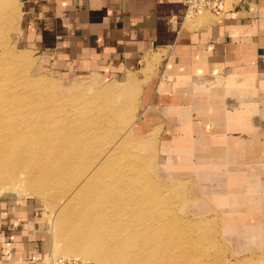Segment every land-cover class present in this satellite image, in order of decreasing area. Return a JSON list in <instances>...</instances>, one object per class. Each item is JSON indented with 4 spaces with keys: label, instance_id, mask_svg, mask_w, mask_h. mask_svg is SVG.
Here are the masks:
<instances>
[{
    "label": "crops",
    "instance_id": "1",
    "mask_svg": "<svg viewBox=\"0 0 264 264\" xmlns=\"http://www.w3.org/2000/svg\"><path fill=\"white\" fill-rule=\"evenodd\" d=\"M18 4L20 44L42 53L51 68L97 82V75L113 79L109 82L141 78L138 94L147 83V106L136 122L149 117L161 119L159 126L166 124L163 151L170 156L165 162L172 163L175 152L188 155L186 162L193 155L201 162L203 157L198 160L194 152L209 153L217 142V149L231 148L230 159L220 162L261 157L263 135L253 122L264 103V0H245L192 27L187 26L188 0ZM145 57L152 62L148 75L141 71ZM179 137L191 151L174 149ZM251 153L254 158H248ZM39 209L31 198L0 199V264H49Z\"/></svg>",
    "mask_w": 264,
    "mask_h": 264
},
{
    "label": "bare ground",
    "instance_id": "2",
    "mask_svg": "<svg viewBox=\"0 0 264 264\" xmlns=\"http://www.w3.org/2000/svg\"><path fill=\"white\" fill-rule=\"evenodd\" d=\"M10 6L14 8L13 0H0V11L9 9ZM13 8L11 11L15 10ZM194 13L191 9L187 19L191 20L195 16L204 21L210 19L209 15L206 16L204 13L201 15H194ZM10 17L0 15V24L8 22ZM16 56L4 58V60L0 58V193L9 190L27 191V193L33 192L40 197H45L53 213L51 222H53V234L56 240L55 248L57 247L58 252L63 251L65 255H74L82 260H90L94 264H209L210 261L205 260L209 257L207 249L202 247L204 251L198 250L202 238L197 239L196 242L191 236L188 238L187 234L182 232V228L170 221L168 208L153 209L154 215L151 222L147 219L141 223L134 219V222H131L134 214L132 211L137 208L139 202L135 197L133 198V194L142 191V187L145 188L148 184L143 177L135 174L142 171L141 166L135 154L125 156L122 154L123 151H129L120 147L123 138L114 141L111 146L100 149L102 130L107 127L108 119H114L119 114L111 108L110 103L101 104L97 101L103 98L115 100L118 97H126L131 92H138L143 85V79L132 77L123 83L115 82L121 85L119 87L106 85L92 98H87V105H91L92 108L108 104L110 109L107 112L109 114L99 116L97 113H92L94 115L85 118L86 120L83 118L84 121L92 122L88 129L83 130L80 127V118L76 114L64 112V115L54 119L55 113L58 112L55 110H59L58 107L47 106L54 99H41L40 96L31 99L20 92L19 86L22 84L12 75L15 67L11 65L17 64L21 58H26ZM151 63L148 57L144 58L141 70L143 75L151 72ZM41 77L43 75L36 77L31 86L49 88L48 82ZM197 82L210 83L211 81L198 78ZM262 104L264 106V103ZM17 116L23 117L17 118ZM180 138L182 137L176 138L173 142L174 149L181 150L180 153L188 152L189 145H183V139ZM145 144L148 145L147 142H139L142 147ZM215 144L211 145L209 153L194 152L198 160L199 157H203V160L200 159L201 162H205V158L208 162L212 159L224 161L226 157L229 160L228 147L221 146L220 143L219 148L214 149ZM118 146L120 152L114 156ZM246 149L245 146L243 152H246ZM254 159L257 163L264 161L262 156ZM218 174L211 175L213 178H219ZM260 177L261 175L252 173L244 175L247 180L242 183L229 182L224 175L221 177L222 182L217 180V186L210 191L215 195L220 194V203L229 199V201L244 204L247 211L241 217L244 221L234 217L237 220L232 219L224 228V234L232 231L243 238V241L237 242V248L243 247L245 242L260 244L264 241V213L261 211L264 209V196L263 200H259L262 207L257 206L253 197L246 198L249 192L261 191L264 181L261 179L263 176ZM56 199H59L57 207L53 205ZM157 199L160 198L153 195L151 200L157 203ZM160 202L162 200H159L157 205ZM159 218L167 220L160 224ZM203 227L198 224L195 228L196 233L203 231ZM195 234H192L193 237ZM180 246H185L184 253H181Z\"/></svg>",
    "mask_w": 264,
    "mask_h": 264
},
{
    "label": "rangeland",
    "instance_id": "3",
    "mask_svg": "<svg viewBox=\"0 0 264 264\" xmlns=\"http://www.w3.org/2000/svg\"><path fill=\"white\" fill-rule=\"evenodd\" d=\"M213 1L214 0H199L198 2L202 7L195 10L194 6H191L189 11L193 9L195 12L194 15H201L204 13L206 16L209 15L210 18H215L217 17V13L215 8H212ZM244 1L245 0H223L222 3L218 4V8H221L219 9L221 13L218 14V17L231 9H235L237 5ZM13 2L14 8L10 6L9 9L0 11L1 16H11L8 22L6 21V23L0 24V55H2L0 58L4 60V58H12L16 55H18L16 57L26 58H21L17 64L11 65V67H15L13 69L12 75L18 78V82L22 84L19 86L20 92L25 93L27 96L31 97V99H36V96H40L41 99H54V101H52L54 103L49 102L47 104V106H56L59 109L55 110L58 112L55 113L54 119L58 118L59 115H64L65 113H72L73 115L76 114V116L80 118V127L83 130L88 129L92 125L91 121L87 122L83 120V118L87 119L90 115H94L92 113H97L99 116L109 114L107 112L111 106V108L119 114L118 116L114 117V119H108L107 127L102 130L100 135V149L102 147H108L109 145L111 146L114 144V141L121 140L123 138V142H121L120 147L123 150L126 148V150L129 151H123L122 154L124 156L128 154H135L141 166L140 169L142 171H138L135 174L143 177V180L148 184L145 188L142 187V191L138 192L137 194L131 193L133 194V198L135 197L137 201H139L137 208L133 209L134 211H132L134 214L131 222L133 219L134 221H139L140 223L142 221H146V219L151 222L154 215L153 209L162 210L164 208H168V213L171 216L170 221H172L174 225H177V227L182 228V232L187 234L186 236L188 238L191 236L192 240L195 242L197 239L202 238V241H200V243H202H199L201 246L198 247V250L200 249L199 251L201 252L202 250L204 251V249H207V252H209L207 255L210 258L206 257L205 260L208 262L210 261L209 264H264V241L260 244H256L255 242H245L243 247L240 248L238 246L237 248V242L243 241V238L232 231H227V234H224L225 225L229 221L236 219L234 217L240 218L238 220H242L241 217L247 213L244 204L240 202L229 201V199H226V202L220 203V194L215 195L210 192L213 190V187L217 186V180L222 182L221 177H224V175H226V180L229 182H246L247 179L244 178V175L247 176L251 173L254 175H261V177L263 176L260 178L264 181V161L261 163H246L242 160H239L225 163L220 161L214 162L213 160L208 162L205 158V162H195L196 158L192 156L191 162H186L184 159L187 158L188 155H182L179 157V155L173 153L171 154L173 158L172 163H170L171 161L165 162V158L170 156L169 152L163 151V144L165 141L164 139L167 138L165 135L169 133L166 124L159 126L158 124L162 122L161 119L149 117H143L142 121L136 122L137 117L140 116V113H142L147 106V100L144 96L147 83L144 84L139 94L137 91H134L126 97H121L122 99L120 97H118V99L115 98V100L103 98L97 102L101 104L110 103V106L105 104V106H95L96 108L90 107L91 105H87V98H92L94 94L99 93L106 85L114 87H119L121 85H118L115 82H109L113 79H110L108 76L104 77L97 75V82L94 79H89L90 76H73L64 74L48 66L45 56H43L42 53L28 50L26 47L20 44L18 36L21 29L20 20L22 17V11L20 12L21 9L19 10L18 0H13ZM12 8L15 10L11 11ZM13 12H15V14ZM214 14L216 15L214 16ZM202 21H204V19H200L198 16H195L191 20L187 19V26L192 27ZM156 57L159 56L156 55ZM42 75L43 77L41 78L45 79L50 87L44 89L42 87L34 88L31 86V84L34 82V79ZM116 81H118V83H122L125 81V79H116ZM63 94L64 96H62ZM73 98L75 99L72 100ZM93 105H95V102H93ZM261 109H264L263 104L261 105ZM61 110L63 112H61ZM22 117L23 116H17V118ZM258 119L262 122V124H257ZM253 123L258 128L260 127L258 131L260 130L259 132H261L263 135L260 153H262L261 156L264 160V113L261 112L259 116H256ZM131 126L134 128V132ZM174 137H177V135H174L172 139H174ZM139 142H147L148 145L145 144V146L142 147L139 145ZM136 143H138V145ZM203 149H205L204 151H207V147H204ZM214 149H217L216 146ZM119 152L120 148L118 146L115 149L114 156L119 154ZM230 152L231 148L228 147L229 155ZM248 158H254V154L251 153ZM248 158L244 157L243 159L246 160ZM213 173H219L218 175L220 177L213 178L211 175ZM260 190L261 191L259 192H249L246 194V198L253 197V200L258 207H262L261 201L259 200H263L264 186ZM153 195L158 196L160 198L159 200H162L159 205H157L159 202L158 199L157 203L156 201L153 203L151 200ZM2 198H12L14 200L31 198L32 200H35L40 206L39 221L42 222V228L45 231V236L48 240V259L50 258L51 264L55 263L57 260H65L72 262L73 264H94L90 260H82L74 255H65L63 251L58 252L57 247L55 248L56 240L53 234V222H51V216L53 217V213L51 212V209L49 208L50 204L45 197H40L33 192L27 193V191L18 192L15 190H9L0 193V199ZM57 201H59V199H56V201L54 200L55 204L53 205H56L55 207L58 206ZM261 211L264 213V209ZM244 219H246V217H244ZM159 220L158 222L161 224L167 219L159 218ZM184 224L186 226H184ZM198 224L199 226L201 224V226L204 227L202 228L203 231L196 233L195 228L198 227ZM186 228H188L189 231ZM192 234H195V237H193ZM242 244L243 242L241 243V246ZM180 247L179 249L181 253H184L186 249L185 246ZM191 250H194V248H191ZM180 251L178 252L180 253Z\"/></svg>",
    "mask_w": 264,
    "mask_h": 264
},
{
    "label": "built area",
    "instance_id": "4",
    "mask_svg": "<svg viewBox=\"0 0 264 264\" xmlns=\"http://www.w3.org/2000/svg\"><path fill=\"white\" fill-rule=\"evenodd\" d=\"M198 1L199 0H188L189 9H190L191 6H194L195 10L199 9L200 7H202L201 4ZM202 1H204V0H202ZM218 1H219V3H218ZM222 2H223V0H214L213 1L212 8H215V11H216L217 14H220L221 13L220 10H219L221 8H218V4H220ZM56 264H73V263L72 262L65 261V260H57L56 261Z\"/></svg>",
    "mask_w": 264,
    "mask_h": 264
}]
</instances>
